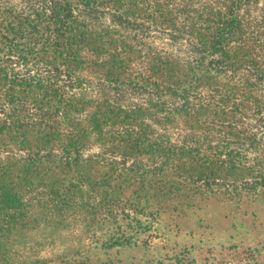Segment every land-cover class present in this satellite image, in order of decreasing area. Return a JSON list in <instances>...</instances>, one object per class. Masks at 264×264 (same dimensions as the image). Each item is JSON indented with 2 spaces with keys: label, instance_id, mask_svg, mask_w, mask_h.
<instances>
[{
  "label": "trees",
  "instance_id": "trees-1",
  "mask_svg": "<svg viewBox=\"0 0 264 264\" xmlns=\"http://www.w3.org/2000/svg\"><path fill=\"white\" fill-rule=\"evenodd\" d=\"M5 153L0 264H194L136 245L156 229L142 216L179 231L181 215L209 229L204 212L264 209V0H0ZM37 209L45 240L125 229L47 256Z\"/></svg>",
  "mask_w": 264,
  "mask_h": 264
},
{
  "label": "rangeland",
  "instance_id": "rangeland-1",
  "mask_svg": "<svg viewBox=\"0 0 264 264\" xmlns=\"http://www.w3.org/2000/svg\"><path fill=\"white\" fill-rule=\"evenodd\" d=\"M14 154L18 157L24 155L19 151ZM11 156V153H5L4 156L0 154L2 159ZM22 183L23 180L19 183L17 191L24 196L23 199L26 202H31L37 196L38 189L35 187L30 189L25 185L22 186ZM46 215V212H39L38 214L37 209L34 220L38 227L29 235L35 238L33 245H46L45 248H42V254L47 256L51 255L50 245H79V237L84 241L82 245H102L98 241V237L103 242H107L118 225H122L125 229L123 221L117 218L110 220L108 224L110 227H105L104 232L97 231L95 240L92 237L94 231L89 229L90 232L85 234L87 230L84 231L82 224H74L70 230H63L61 232V239L63 240L58 238H55L54 241L50 238L45 240L44 237L51 230L50 228L46 229V225H48V223H45ZM184 216L181 215L178 218L183 225L179 231L170 228L167 225L169 221L165 217L157 218V221H155L153 218L149 219L142 216L144 220L153 222L156 229L139 236L136 245H149L155 256L164 259H168V253H173V249H191L188 261H193L194 264H264V209L257 218H252L248 214L245 215L242 213L240 206L237 205H227L221 214L211 215L204 212L201 215L204 220L199 218V222L203 223L202 225L205 227L206 224H209L211 226L209 229L198 228L196 215L192 217ZM2 217L4 216L2 215ZM215 221L219 224V226H215L216 228L212 226V222ZM1 245H3L2 242ZM165 264L172 263L165 261Z\"/></svg>",
  "mask_w": 264,
  "mask_h": 264
}]
</instances>
